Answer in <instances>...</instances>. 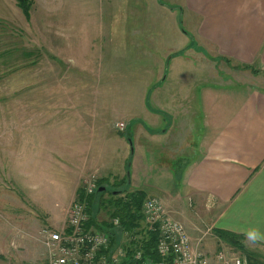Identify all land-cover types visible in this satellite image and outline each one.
<instances>
[{"label": "rangeland", "instance_id": "374dc122", "mask_svg": "<svg viewBox=\"0 0 264 264\" xmlns=\"http://www.w3.org/2000/svg\"><path fill=\"white\" fill-rule=\"evenodd\" d=\"M180 1L33 0L34 4L26 16L16 0H0V255L3 257L0 264H45L44 248L30 235L36 233L38 236L42 227L56 229L49 226L47 212L55 214L57 222H66L71 204V201L69 204L64 202L71 191L70 175L74 171L75 160L71 155L67 159L63 151L50 147L51 137L47 138V143L50 142L47 148L40 147L38 141L41 138L36 132L53 131L57 127H53L57 122V118L54 122V114H68V120L62 124L65 131L81 129L83 132V128H86L94 132V145L89 147L90 151L94 150L92 159L88 154L89 161L95 164L102 156L106 158L115 152L117 159L114 164L119 165L124 156V152L118 154L122 146L119 137L125 143L127 137L133 141L132 126L140 123L137 118L143 113L141 101L148 100L154 105L146 94L147 90L138 88L141 83L154 82L148 71L155 70L154 58H147V53H156L158 57L167 51L169 68L166 67L164 72L168 76L166 81L178 80V76L186 78L184 82L189 89V104L184 107L192 117L186 121V130L194 131L195 141L203 132L205 105L201 87L206 85V91L211 94L217 90V98L225 99L228 96L235 102L243 96L245 89L264 91V69L254 66L257 69L254 73L243 64L213 56L210 52L205 54L202 47L198 48L201 42L195 34L196 17L188 13ZM156 3L172 11L171 15L177 17L178 25L176 19L171 17L168 18L173 20L172 26L153 24ZM179 30L187 35L182 41L176 39ZM92 43L94 49L89 46ZM6 49L14 61L8 62L11 56L5 60ZM171 49L176 52H169ZM22 51L31 53L22 55ZM177 55H187L185 59L189 61H181L178 69L182 72L174 74L170 58ZM76 63H82L87 73L80 72L81 66ZM89 63H93L94 68ZM91 68L94 70L90 71ZM84 82L85 85H82ZM90 86L92 89H89ZM81 99L83 104L88 99V105L82 106L81 103L72 111L84 108L85 125L65 105L80 103ZM211 104L208 106L207 103L206 108ZM120 118H125L123 122L130 120V125L123 136L116 138V133L111 129L114 121ZM113 128L117 130L115 126ZM188 134L192 135L190 132ZM73 144L71 141L70 146ZM132 150L131 145L126 149L127 162ZM192 152L189 149L186 155L191 157ZM155 158L153 170L146 161L139 172L141 185L132 184L147 190L148 187L144 185L152 183L158 175L156 172H161L164 175L161 178L163 187L168 188V182H171L173 189H180L179 194L183 195L177 178L172 180L167 169H163L167 160L165 154L158 152ZM105 165L109 164L103 159L99 167ZM95 169H80L75 177L77 186L89 172H95L98 179L106 178L107 189L114 191L117 178L99 176L101 168ZM168 171L171 175L180 172L172 163ZM130 173H133V169H130ZM121 186L122 183L117 187ZM188 203V198L182 196L180 204L187 208ZM20 210L21 215H26L25 219H30L33 214L39 216L35 223H40L42 227L34 229L19 222L20 217L10 215L21 213ZM104 212V209L99 212L98 220L107 217ZM212 237V233L204 230L200 234L201 241H210L212 248L208 253L213 259L220 249L229 255H248L223 242L217 243ZM245 246L254 264H264V245L247 241Z\"/></svg>", "mask_w": 264, "mask_h": 264}, {"label": "crops", "instance_id": "0c3cea01", "mask_svg": "<svg viewBox=\"0 0 264 264\" xmlns=\"http://www.w3.org/2000/svg\"><path fill=\"white\" fill-rule=\"evenodd\" d=\"M180 3L188 13L196 17L195 34L201 42L198 48L202 47L205 54L210 52L213 56L227 61L264 69V0H181ZM155 5L153 24L166 23L172 26L173 20L168 17L176 19L177 23V17L171 15L172 11L166 10L165 6H159L158 3ZM186 36L181 30L177 32L176 39L182 41ZM89 46L91 49L95 48L93 43ZM174 50L171 49L169 52H176ZM30 53L25 52L23 55ZM156 55V53L146 54L147 58H154L155 70L151 71L147 68L145 70L150 72L153 78L151 81L154 82L144 83V85L141 83L138 87L147 90L146 94L153 100L154 105L152 106L148 100L141 101L143 113L137 118L140 123L132 126L133 141L127 138L125 143L119 137L118 141L122 146L118 154L122 155L124 152L123 160H120L119 165L114 164L117 154L115 152H111L106 158L102 156L100 159L101 161L104 159V162L109 165L99 167L100 160L92 164L88 154L92 159L94 149L90 151L89 147L94 145V132L86 128H83V132L81 129L65 131L62 124L68 120V114L60 113L59 116L54 114V122L55 118L57 122L53 127H57L53 131L38 130L36 134L41 138L38 144L40 147L47 148L50 143L49 141L47 143V138L51 137L50 147L57 148L59 152L63 151L67 159L71 155L75 160L76 165L70 175L72 187L69 195H66L64 204H69L76 196L77 188L80 185L82 187V183L77 186L78 182L76 183L75 178L80 169L93 171L91 170L93 167L101 168L99 176H115L118 181L126 178L121 189L127 187L131 190L142 189L133 185L132 182L141 185L138 174L145 166V162L149 161V165L152 166L156 159L155 155L158 152L164 153L167 160L163 169H167V174L169 173L172 180L174 177L177 178L184 194H179L180 189L174 190L171 182H168V188L163 187L161 178L164 175L156 172L158 173L156 179L144 185L148 187V191L143 189L147 194L146 198H157L163 204L167 215L181 222L192 244L199 246L209 257L208 264H221L215 260V256L213 259V256L208 253L212 248L210 241H201L200 234L203 230L212 233V240L217 243L219 240L213 233L215 228L242 234L245 243L249 241L264 245V91L254 88L245 89L242 92L243 96L235 102L228 96L225 99L217 98V90L211 94L212 92L206 91V85L201 87V97L205 105L203 132L195 141L194 131L186 130L188 129L186 121L192 118L188 115L187 107H184L189 104V89L184 82L186 78L178 76V80L166 81L168 76L164 72L166 67L169 68L168 53L165 50L160 56ZM186 56L177 55L170 58L173 61L171 70L174 74L182 72L178 69L179 63L189 61L185 59ZM9 57L8 62L14 61L13 56L6 49L5 60ZM76 64L81 66L80 72L87 73L82 63ZM93 70L91 68L90 71ZM93 76L96 77V74L94 73ZM82 85H85V82ZM89 89L92 87L90 86ZM88 102L89 100L85 99L83 104L81 99L80 103L72 105L73 102H70L65 105H68L70 113L83 122L86 118L84 108L81 107L76 112L72 110L76 105L80 107L81 103L82 106H87ZM207 103L208 106L213 104L207 109ZM120 119L123 121L125 118ZM120 119L114 121V126ZM124 122L126 127L130 125V120ZM85 124L86 122H83V125ZM113 127L111 131L116 133L114 135L116 138L123 136L126 128L119 130L115 127L120 131L117 132ZM119 133L120 135H117ZM71 141L74 143L73 146H70ZM130 145L131 149L133 146V150L127 162L126 149ZM189 149L194 151L191 157L186 155ZM171 163L174 168L177 166L180 170L178 174L171 175L168 171ZM130 169H133L132 174ZM104 187H108L106 183ZM155 192L160 195L157 196ZM182 196L188 198L187 208L180 204ZM47 213L50 218L47 220L50 222L49 226L56 228L54 230L65 226V222L59 223L55 220V214ZM21 214L22 212L10 215L20 217L19 222L26 226L34 229L42 227L40 223H35L40 219L39 216L33 214L30 215V219H25L26 215ZM120 239L123 243L126 236L123 235V239L122 236Z\"/></svg>", "mask_w": 264, "mask_h": 264}, {"label": "built area", "instance_id": "2783aa9c", "mask_svg": "<svg viewBox=\"0 0 264 264\" xmlns=\"http://www.w3.org/2000/svg\"><path fill=\"white\" fill-rule=\"evenodd\" d=\"M115 127L126 128V123L118 121ZM97 175L89 173L82 181L86 196L93 194L97 187ZM75 196L67 210L65 226L59 230L42 227L37 234L30 235L37 239L44 248L46 264H121L125 257V247L120 244L113 249L108 246L109 238L105 231L83 224L88 219L86 202ZM145 225L150 230H158L157 250L162 255H171L168 264H208L207 255L197 245H193L184 226L178 220L167 215L163 204L155 197L145 198L142 204ZM119 227L118 218L111 220ZM105 250V252H101ZM215 258L221 264H247L244 255H229L223 249L215 252ZM134 258L139 259L137 251ZM157 264H166L159 262Z\"/></svg>", "mask_w": 264, "mask_h": 264}, {"label": "trees", "instance_id": "16d2710c", "mask_svg": "<svg viewBox=\"0 0 264 264\" xmlns=\"http://www.w3.org/2000/svg\"><path fill=\"white\" fill-rule=\"evenodd\" d=\"M32 3L33 0H16L17 6L24 11L26 16L29 15ZM23 54H25V51H22ZM243 67L251 68L254 73L257 72V69L252 65H243ZM125 180L126 178H122L115 184L114 193L106 187L104 190H98L99 187L104 186L107 181L106 178L97 180V187L93 194L86 196L81 185L77 188L76 196L84 199L86 213L88 214V219L83 226L86 229L93 227L105 231L109 238L108 246L110 249L123 244L126 254L121 264H157L159 262L168 264L171 255H162L157 250L158 230H150L143 221L142 204L147 197L145 190L117 187L119 184H123ZM102 209H104L107 217L100 221L98 220V214ZM115 217L119 220V227L114 226L111 222ZM213 233L219 241L231 246L233 249L248 253V255L245 254L248 264H254L250 258V253L245 249V238L242 234L219 228H215ZM123 235L126 236V240L121 243L120 238L122 236L123 239ZM137 251L140 253L139 259L134 258ZM101 252H105V250ZM0 258L3 259L1 255Z\"/></svg>", "mask_w": 264, "mask_h": 264}, {"label": "water", "instance_id": "95a60500", "mask_svg": "<svg viewBox=\"0 0 264 264\" xmlns=\"http://www.w3.org/2000/svg\"><path fill=\"white\" fill-rule=\"evenodd\" d=\"M129 142L131 143V141H130V140H129ZM104 189H105V187H104V186H101V187H99V188H98V190H99V191H101V190H104ZM112 192L114 193L115 191H112Z\"/></svg>", "mask_w": 264, "mask_h": 264}]
</instances>
